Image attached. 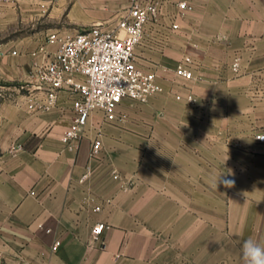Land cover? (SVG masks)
<instances>
[{
  "label": "crops",
  "instance_id": "crops-1",
  "mask_svg": "<svg viewBox=\"0 0 264 264\" xmlns=\"http://www.w3.org/2000/svg\"><path fill=\"white\" fill-rule=\"evenodd\" d=\"M132 1L0 0V264H244L245 240L264 245V108L254 125L220 124L264 101V0H186L185 16L181 0H158L134 51L163 91L124 97L114 120L93 111L71 146L61 140L75 114L68 92L51 109L28 107L19 84L51 57L45 35L113 24ZM185 57L198 78L175 73ZM221 163L242 182L227 221L203 203L219 196L203 184Z\"/></svg>",
  "mask_w": 264,
  "mask_h": 264
},
{
  "label": "built area",
  "instance_id": "built-area-1",
  "mask_svg": "<svg viewBox=\"0 0 264 264\" xmlns=\"http://www.w3.org/2000/svg\"><path fill=\"white\" fill-rule=\"evenodd\" d=\"M178 6L180 15L190 8L186 0L179 1ZM159 12L158 0H133L113 24L96 23L73 33L52 31L45 35L39 49L43 50L48 42H55L56 47L48 60L33 64L31 79L20 83L19 87L28 89L27 105L33 109L55 107L63 90L71 95L75 114L61 135L66 145L71 146L84 134L93 111L100 110L106 120H114L117 105L124 97L144 102L149 96L163 91L155 72L137 64L134 51L143 40L146 26L157 20ZM177 26L178 22L173 19L170 27ZM234 66L237 67V61ZM175 73L184 78L200 76L195 74L190 57L178 61ZM175 96L181 97L179 93ZM186 99H194L191 92L187 93ZM258 137L264 140V134H258ZM100 145L101 140L95 138L91 155L98 151ZM87 174L88 170L81 179ZM103 228V222H96L92 231L101 234ZM59 244L60 239L57 238L52 249L55 250Z\"/></svg>",
  "mask_w": 264,
  "mask_h": 264
},
{
  "label": "rangeland",
  "instance_id": "rangeland-1",
  "mask_svg": "<svg viewBox=\"0 0 264 264\" xmlns=\"http://www.w3.org/2000/svg\"><path fill=\"white\" fill-rule=\"evenodd\" d=\"M192 9H193V5L190 4V8H188L182 16H185L187 11H190ZM43 24H46V22L44 21ZM230 103L234 105L236 108H243L244 104H246L247 106V103L249 104L250 102H243V101L235 100V101H231ZM262 107L264 108V101H257V100L252 101L251 102V112L248 118L246 119V121H243L244 120L243 117H240L238 116V114H235L234 117L224 118V119L221 118L220 124L242 125L244 124V122H246L249 125H254L257 121V117L260 115L261 112H263L260 110ZM219 172H220V181H222L223 179H228L227 178L228 170H227L226 164H223V163L220 164ZM220 181H218L217 187H216L215 181H205L204 182L203 185H204L205 193L206 192L211 193L213 191L219 196L207 197L205 195L203 203L205 206L211 205V204H218L220 207V212H217L216 214L214 213V215L219 216L220 220L222 221H227L228 212L227 210H224V206H227L231 201L233 204L235 203L236 205H238L241 198L237 196L234 197L233 195L229 196V190L233 188L234 186L225 187L224 184ZM234 184L238 187V185L242 184V182L236 181ZM204 216L205 218H207V216H210V214H208V212H205ZM232 216H234V214H232Z\"/></svg>",
  "mask_w": 264,
  "mask_h": 264
},
{
  "label": "clouds",
  "instance_id": "clouds-1",
  "mask_svg": "<svg viewBox=\"0 0 264 264\" xmlns=\"http://www.w3.org/2000/svg\"><path fill=\"white\" fill-rule=\"evenodd\" d=\"M218 181H220V172L215 177L216 187ZM220 182H222L225 187H232L234 186L235 183L234 180H228V179H223ZM242 256H243L244 264H264V245L249 238L245 240L243 243Z\"/></svg>",
  "mask_w": 264,
  "mask_h": 264
}]
</instances>
